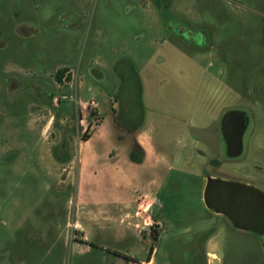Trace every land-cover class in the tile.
Wrapping results in <instances>:
<instances>
[{"label":"rangeland","instance_id":"obj_1","mask_svg":"<svg viewBox=\"0 0 264 264\" xmlns=\"http://www.w3.org/2000/svg\"><path fill=\"white\" fill-rule=\"evenodd\" d=\"M208 176L264 190V0H0V264H207L216 240L222 264L264 262Z\"/></svg>","mask_w":264,"mask_h":264},{"label":"water","instance_id":"obj_2","mask_svg":"<svg viewBox=\"0 0 264 264\" xmlns=\"http://www.w3.org/2000/svg\"><path fill=\"white\" fill-rule=\"evenodd\" d=\"M236 123H235V122ZM248 116L241 109H229L221 119V130L229 156L242 150V135ZM208 208L225 214L240 229L264 236V190L247 182L208 176L203 192ZM264 251V240L262 243Z\"/></svg>","mask_w":264,"mask_h":264},{"label":"crops","instance_id":"obj_3","mask_svg":"<svg viewBox=\"0 0 264 264\" xmlns=\"http://www.w3.org/2000/svg\"><path fill=\"white\" fill-rule=\"evenodd\" d=\"M98 109V108H97ZM96 110V109H95ZM103 116H102V120H101V122H97V124H96V127L90 132V135H89V137L87 138V139H83V141L81 142V156H80V161H81V163H82V166H84V165H87V157H86V151L83 149V147H84V145H82V144H86L87 142H90L91 143V145L93 144V137L94 136H96L97 138H99L100 140L102 139V141H104V139L103 138H105V137H108V134H109V131H103L102 132V134L101 133H99L98 132V129H99V127L102 125V121H103ZM140 136H141V132H139V133H137V135H136V138H137V140H138V142L143 146V148H144V150H145V157H144V159H143V161L142 162H144V161H146V159H147V157L148 156H153V155H155L157 152L155 151V149H154V147H153V145H152V142L150 141V139L148 140V139H145V141H142L141 139H140ZM103 143V142H102ZM109 143V142H108ZM107 143V144H108ZM92 161H95V160H97L98 161V158H97V156H96V153H94L93 155H92ZM141 162V163H142ZM95 163V162H94ZM87 167V166H86ZM85 167V168H86ZM144 198H147V199H149V209H150V207L153 205V202H154V197L152 196V195H148L147 193H145V197ZM148 206V205H147ZM148 209V210H149ZM213 239V237H211V240ZM260 241H259V243H260V246H262V243H263V240H264V238H262V239H259ZM212 244H211V250L210 251H208V254H210V255H212L213 256V262H211V261H208L207 262V264H222V249H221V242H219L218 240H216V241H213V242H211ZM149 262L151 263V264H153V257H151L150 259H149ZM136 264H141V263H137V262H135ZM257 264H264V262H260V263H257Z\"/></svg>","mask_w":264,"mask_h":264},{"label":"trees","instance_id":"obj_4","mask_svg":"<svg viewBox=\"0 0 264 264\" xmlns=\"http://www.w3.org/2000/svg\"><path fill=\"white\" fill-rule=\"evenodd\" d=\"M67 67H61L56 70V78L58 80L62 79L63 73L66 71ZM67 77L70 78V73L67 74ZM94 112V111H93ZM90 135V132L84 131L83 133V139H87ZM129 157L132 161L135 162H142L144 157H145V150L143 146L138 142L136 138L133 139L132 145L129 150ZM153 236L156 238L157 237V231L154 232L152 229ZM152 252V249L150 250ZM150 257L148 256V259Z\"/></svg>","mask_w":264,"mask_h":264},{"label":"built area","instance_id":"obj_5","mask_svg":"<svg viewBox=\"0 0 264 264\" xmlns=\"http://www.w3.org/2000/svg\"><path fill=\"white\" fill-rule=\"evenodd\" d=\"M85 106H89V107H91V108H96V106H97V102H96V100H94V99H90L87 103H86V105Z\"/></svg>","mask_w":264,"mask_h":264},{"label":"flooded vegetation","instance_id":"obj_6","mask_svg":"<svg viewBox=\"0 0 264 264\" xmlns=\"http://www.w3.org/2000/svg\"><path fill=\"white\" fill-rule=\"evenodd\" d=\"M235 122V121H234ZM236 123V122H235Z\"/></svg>","mask_w":264,"mask_h":264}]
</instances>
